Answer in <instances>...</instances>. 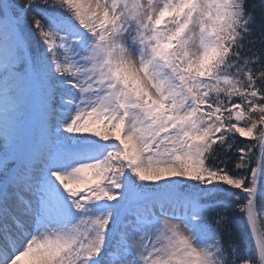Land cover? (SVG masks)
I'll list each match as a JSON object with an SVG mask.
<instances>
[{
    "label": "snow or ice",
    "instance_id": "obj_1",
    "mask_svg": "<svg viewBox=\"0 0 264 264\" xmlns=\"http://www.w3.org/2000/svg\"><path fill=\"white\" fill-rule=\"evenodd\" d=\"M0 264H264V0H0Z\"/></svg>",
    "mask_w": 264,
    "mask_h": 264
}]
</instances>
